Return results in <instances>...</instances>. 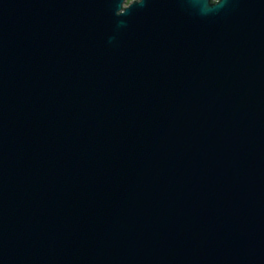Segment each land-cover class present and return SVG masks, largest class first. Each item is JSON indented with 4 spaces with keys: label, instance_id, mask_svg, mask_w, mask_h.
Wrapping results in <instances>:
<instances>
[{
    "label": "water",
    "instance_id": "1",
    "mask_svg": "<svg viewBox=\"0 0 264 264\" xmlns=\"http://www.w3.org/2000/svg\"><path fill=\"white\" fill-rule=\"evenodd\" d=\"M0 264H264V0H0Z\"/></svg>",
    "mask_w": 264,
    "mask_h": 264
},
{
    "label": "rangeland",
    "instance_id": "2",
    "mask_svg": "<svg viewBox=\"0 0 264 264\" xmlns=\"http://www.w3.org/2000/svg\"><path fill=\"white\" fill-rule=\"evenodd\" d=\"M129 1H131V0H126V2H129Z\"/></svg>",
    "mask_w": 264,
    "mask_h": 264
}]
</instances>
